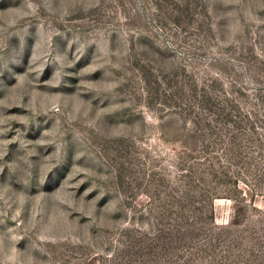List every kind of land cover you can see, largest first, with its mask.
Wrapping results in <instances>:
<instances>
[{"label":"rangeland","instance_id":"1","mask_svg":"<svg viewBox=\"0 0 264 264\" xmlns=\"http://www.w3.org/2000/svg\"><path fill=\"white\" fill-rule=\"evenodd\" d=\"M0 264H264V0H0Z\"/></svg>","mask_w":264,"mask_h":264}]
</instances>
